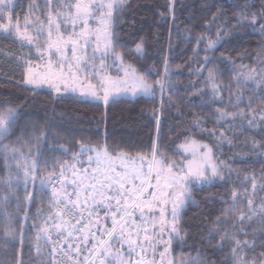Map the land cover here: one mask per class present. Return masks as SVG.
I'll return each instance as SVG.
<instances>
[{
	"label": "trees",
	"instance_id": "trees-1",
	"mask_svg": "<svg viewBox=\"0 0 264 264\" xmlns=\"http://www.w3.org/2000/svg\"><path fill=\"white\" fill-rule=\"evenodd\" d=\"M20 1L22 4H17V8L23 10L24 1ZM245 3L252 5L246 11L255 12L260 9L261 0L127 1L116 14L113 34L118 43L113 47L121 53L123 61L152 82L166 77L165 67L168 68L171 87L160 99L139 96L118 98L104 104L33 89L24 83L27 62L34 58L31 51L14 38L0 33V111L8 106L19 107L17 121L11 126L13 134L3 142L9 145V151L15 146L21 147L20 144L39 143L43 148L39 165L46 167L44 173L47 174L58 167V163L51 161L60 159L61 147L78 151L81 145L107 146V151L112 153L148 155L155 144L169 159L179 160L183 154L177 149L186 140L202 141L213 147L214 162L223 161L232 171L229 174L227 168L221 169L223 179L217 177L210 183L191 187V199L179 213L182 239L172 242V256H200L206 264H234L230 252L232 238L251 242L254 236L255 246L240 255L246 254L251 259L264 252L261 247L264 233L254 234V229L260 227V217L246 220L244 225L238 223L240 213L248 211V199H252L257 207L264 203V172L261 171L264 169V148L258 146L264 144V125L258 122L263 111L255 113V124L249 126L243 121V127H240L241 117L235 121H219L215 115L217 109L237 111L235 105L240 99L243 102L239 109L249 112L250 97L255 109L260 106V95L264 94L260 88L239 83L237 76L242 67L260 71L264 58V52L260 51L264 48V32L260 31L259 24L240 22L233 28L238 23L233 17L245 11L240 7ZM218 33L215 48L205 52L207 39L216 40ZM200 36L205 39L198 44L196 38ZM138 43L142 44L139 53L135 51ZM205 56L211 63L203 68ZM209 69L214 70L217 83L222 86L218 89L219 97L213 95L212 87L206 83ZM201 70L203 75H197ZM222 129L226 139L220 141ZM208 130H215L217 135H207ZM43 133H47L46 141L35 138ZM11 157L6 161L0 154V181L9 170ZM54 164L57 165L55 168ZM253 176L257 185L255 193L253 181L248 179ZM13 188L15 192L10 194L9 186L0 183V197L9 196L5 207L14 217L12 227L17 229L15 243L7 242L6 250V242L0 239V260L15 261L22 256L25 264H48L49 251H40V242L35 236L54 206H49L50 195L48 192L37 194L29 202L23 189ZM233 192L238 196L235 207ZM221 217L223 219L218 222ZM240 227L247 231V236L239 235ZM0 228H3L2 220ZM226 234L229 238L221 241ZM58 239L54 247L74 244L72 239L68 240L70 243L64 242L63 237Z\"/></svg>",
	"mask_w": 264,
	"mask_h": 264
},
{
	"label": "snow or ice",
	"instance_id": "snow-or-ice-1",
	"mask_svg": "<svg viewBox=\"0 0 264 264\" xmlns=\"http://www.w3.org/2000/svg\"><path fill=\"white\" fill-rule=\"evenodd\" d=\"M127 4V0H45V6L41 9L43 15L47 12L45 25L39 17L30 20L26 15L23 25L17 19L13 23V0H0V31L7 33L13 38L26 41L29 46L36 48L42 57L47 51L48 61L42 70L34 71V67H29L24 83L26 85L40 88L47 85L50 90L56 93L79 92L82 96H91L96 100H102L108 104L116 95L143 94L155 98V89L159 87L161 96L166 88L171 87L164 80H157L148 83L144 75L138 74L131 65L123 63V56L113 50V46L118 43L109 28L114 23L113 13L120 10ZM245 11L234 16L237 19L238 27L240 22H249L253 26L260 25V31L264 32V0H261L260 9L255 12L246 11L252 5L245 3L241 5ZM37 8L35 3L29 5V11ZM9 10V11H6ZM54 13V15H53ZM97 13H100L97 15ZM249 17L251 19L249 20ZM213 19L216 15L213 14ZM93 23L95 26H93ZM23 28V30H22ZM65 29L64 32L61 29ZM28 29H32L36 35H30ZM71 29V31H67ZM41 36H44L43 43H36ZM198 44L203 42L205 37H197ZM219 40L207 39L205 52L213 50ZM142 44H136L135 51L141 52ZM195 51V50H194ZM264 52V48H261ZM56 56L55 60L51 57ZM112 57V63L108 64V57ZM223 57V54H221ZM99 60V64L96 61ZM120 63L117 65L116 61ZM27 62V61H26ZM211 63L208 56L204 57L203 68ZM115 67L118 71H123L122 78H113L106 75L105 69ZM147 71H154L148 69ZM83 73V75H81ZM214 70L209 69L206 83H212L213 95H217L218 89L222 86L214 81ZM169 70L165 67V75ZM197 75H203V71H198ZM260 77V92L264 93V58L261 59V70H250L243 79L245 81L257 82ZM91 79H97V85L91 83ZM102 91V95L99 93ZM260 106L252 108V98L250 97L247 108L249 112L239 109L240 99L235 108L237 111L228 112L217 109L215 115L219 121H235L241 117L240 127L243 121H247L249 126L256 123L255 113L264 111V94L260 95ZM231 100V98H230ZM19 107L8 106L0 111V154L4 155L7 161L9 156L19 155L24 158L25 165L22 180L18 177L15 181L9 176L8 179L0 181L9 186V192L14 193L12 184H25V199L31 202L37 194H43L51 186L50 207L55 205L58 211L52 214V219L59 222L55 224L58 235H66L67 240H71L76 234L79 243L68 244L69 252H62L65 257V264L71 260V264H157V247H163L159 252V264H177L175 260H166L172 239H182L177 220L180 210L184 207L186 199H191L189 186L197 183H210L217 177L223 179L221 169L227 168L229 174L231 168L223 161H213L215 152L208 144L197 143L195 140H186L177 149L182 152L179 160L169 159L154 144L152 151L148 155H126L119 153L115 159L120 160V165L116 166L113 158L107 154V146L104 148H93L88 146L86 150L95 151L98 167L82 172L72 167L71 180L69 181L64 170L70 166L65 162L60 164L59 175L49 174L44 177L35 175L39 171L40 154L43 148L39 147L35 160L28 162L32 150L28 155L12 148L3 141L13 134L12 125L17 121ZM251 117V118H249ZM218 121V122H219ZM204 121H199L203 123ZM259 123L264 125V116L259 118ZM198 126V124H197ZM232 125L229 124V128ZM201 131H205L201 129ZM23 134V130H21ZM209 136H216L215 130L206 132ZM38 140L46 141L47 133L35 137ZM219 140L226 139V133L222 129L219 132ZM19 139V138H18ZM231 143V141H229ZM264 148V144L258 145ZM82 152L85 146L81 145ZM157 157H160L159 159ZM189 157H191L189 159ZM76 159V156H73ZM89 157V163L92 162ZM106 161L101 164V161ZM47 164V161H45ZM57 165H53L55 168ZM17 169L22 166L16 165ZM264 172V169L261 170ZM39 179V189L35 188V182ZM253 181V193L257 188L255 177H250ZM264 179V177H262ZM33 182V191L28 192L27 182ZM55 182V183H53ZM71 187V191L68 188ZM233 207L238 198L233 192ZM186 198V199H185ZM9 196L0 197V220L3 221V239L5 250L7 242L15 243L17 229L12 227L14 217L7 211ZM248 211L241 212L238 218L239 225H244L245 221H251L253 217H260V227L254 229L255 232L264 233V203L258 207L254 205L252 199L247 201ZM19 206V205H18ZM170 206V207H169ZM226 211H232L227 209ZM170 212L171 224L167 221V214ZM68 219H64V216ZM27 217H25L26 219ZM223 217L218 218L219 220ZM235 227V225H234ZM169 232V238L163 239V234ZM43 235V232L41 233ZM239 235L247 236V231L243 227L239 228ZM229 238V234L221 237V241ZM23 237L21 235V245ZM233 246L230 248L234 264H264V252L258 253L251 259L246 254L240 255L245 249L255 246V236L253 241L232 238ZM264 248V244H261ZM74 249V251H73ZM149 250H151L149 252ZM39 254V248H37ZM0 264H25L21 257L15 261L0 260ZM178 264H206L200 257L181 258Z\"/></svg>",
	"mask_w": 264,
	"mask_h": 264
},
{
	"label": "rangeland",
	"instance_id": "rangeland-1",
	"mask_svg": "<svg viewBox=\"0 0 264 264\" xmlns=\"http://www.w3.org/2000/svg\"><path fill=\"white\" fill-rule=\"evenodd\" d=\"M24 1V5H25V7H24V9L22 10V9H20V8H17V4H22L21 3V1L20 0H13V9H9V10H11V11H13V23H15L16 22V20L18 19L19 20V22H20V24L21 25H23V22H24V18H25V16L27 15L28 17H29V19L30 20H32V19H35L36 17H39L40 18V20H42L43 22H44V24L46 25L47 24V20L45 19V17L47 16V12H45L43 15L41 14V9L42 8H44V6H45V0H27V1H25V0H23ZM128 1V0H127ZM54 2H55V0H54ZM71 2H75V0H71ZM33 3H35L36 5H37V8L34 10V11H32V12H30L29 11V5L30 4H33ZM123 9V8H122ZM121 9V10H122ZM9 10H6V11H9ZM120 10V11H121ZM118 12H114L113 13V22L115 23V19H116V14H117ZM100 13H97V15H99ZM53 15H54V13H53ZM114 23L111 25V27L109 28V31L111 32V33H113V29H114ZM93 26H95V24L93 23ZM22 30H23V28H22ZM28 31H29V34L30 35H36V33L32 30V29H28ZM61 31L62 32H64L65 31V29H61ZM67 31H71V29H67ZM0 33H2V34H4V35H8L7 33H5V32H3V31H0ZM8 36H10V35H8ZM10 37H12V36H10ZM13 38V37H12ZM20 45H22V46H24L25 48H27V49H29V51H31V54L33 55V59H31L29 62H27V66H26V69H25V79H26V76H27V74H28V69H29V67H34V66H39V67H34V71H37V72H39V71H41L42 70V68H43V66L47 63V61H48V59H49V57H48V54H47V51H45L44 52V55L41 57L40 56V54L37 52V50H36V48L35 47H33V46H29L28 44H27V42L26 41H21L19 38H14ZM44 39H45V37L44 36H41L40 38H39V40L38 41H36V43H43L44 42ZM113 50L116 52V53H119V54H121L120 52H118V51H116L115 49H114V47H113ZM57 57L56 56H52L51 57V59L52 60H55ZM96 63L97 64H99V60H97L96 61ZM107 63L108 64H111L112 63V57L110 56V57H108V60H107ZM116 63H117V65H119V63H120V61L119 60H117L116 61ZM123 63L125 64V65H131V64H129V63H127V62H125V61H123ZM132 66V65H131ZM133 67V66H132ZM133 68H135V67H133ZM136 69V68H135ZM137 70V69H136ZM250 70H252L251 68L250 69H247L246 67H242V68H239V70H238V72H237V76H238V80H239V83H247L251 88H259V80H260V77H257V82H253V81H245L244 79H243V77H245L246 75H247V73L250 71ZM137 72H138V74H141L138 70H137ZM104 74H106V75H110L111 77H113V78H122L123 76H124V72L123 71H118L117 70V68H115V67H108V68H106L105 69V73ZM81 75H83V73L81 74ZM141 75H144V74H141ZM164 76H166V75H164ZM170 75L168 74L166 77H160L159 79H157V80H164V81H166L167 83H169V84H171L170 82H169V79H168V77H169ZM144 77H145V79L147 80V82L148 83H153L152 81H150L149 79H148V77H146L145 75H144ZM216 77V76H215ZM157 80H155V81H157ZM154 81V82H155ZM219 80L216 78L215 79V83L218 85V82ZM91 83L92 84H94V85H97V79H91ZM26 85V84H25ZM209 85L212 87V83H209ZM27 86H29V87H31V88H33V89H45V90H50L49 88H48V86L47 85H44V86H42V87H40V88H35L34 86H31V85H27ZM98 86V85H97ZM168 89L169 88H166L165 89V91L164 92H167L168 91ZM53 94H55V95H67V94H69V95H74V96H78V97H80V98H83V99H87V100H92V101H96V102H101V103H104L102 100H96V99H94V98H92L91 96H82L79 92H77V93H75V94H71V93H63V92H61V93H56L54 90H50ZM100 95H102V91L99 93ZM139 96H144V97H147V96H145V95H143V94H139V95H132L131 93H128V94H126V95H116L115 97H114V99H118V98H136V97H139ZM217 97H219L220 96V92H219V90H218V92H217V95H216ZM155 97H158L159 99L162 97L161 96V92H160V90H159V87H157L156 89H155ZM114 99H112V100H114ZM112 100H110V101H112ZM105 104V103H104ZM261 116H264V111L263 112H261L260 114H259V116H258V120H259V118L261 117ZM259 122V121H258ZM189 141H191V140H195L197 143H202V144H206V143H204V142H202V141H199V140H197V139H194V138H192V139H188ZM185 143V142H184ZM183 143V144H184ZM21 145V147H17V146H15L14 148L15 149H17L19 152H22V153H24L25 155H28V153H29V149H31L32 150V152H31V156L29 157V160H28V162L30 163L32 160H35L36 159V156H37V152H38V149H39V147H40V145H39V143H37V142H35V143H25V144H20ZM85 146V150L82 152V150H81V147H80V149H78V151H74V150H71V149H68V148H66V147H61L62 149H63V152H62V154L60 155V156H58V157H60V159L58 160V159H56V160H54V161H51V162H54V163H58V167L56 168V169H54L51 173L49 172V173H44L45 171H46V167H40V165H39V171L38 172H36L35 173V175H37L38 177H44V176H47V175H49V174H53V175H59L60 174V172H61V168L59 167V165L60 164H63V163H67L70 167L69 168H67V169H65L64 170V175H65V177L70 181L71 180V175H72V167L71 166H75V168L77 169V171H79V172H82L84 169H87V170H89V172L91 171V169H94V168H96V167H98L99 165L97 164V162H96V155H97V153L95 152V151H88V150H86V146L87 145H84ZM105 146H97V147H93V148H104ZM117 153H124V152H117ZM107 154L110 156V157H112L113 158V162H114V164L116 165V166H119L120 165V160L119 159H115L117 156H118V154H116V153H112V152H108L107 151ZM124 154H126V155H129V154H127V153H124ZM76 156V159H73V156ZM134 156V155H133ZM55 157H57L56 156V153H55ZM89 157H92L93 159H92V162L91 163H89ZM158 159L160 158V157H157ZM191 157H189V159H190ZM181 159V158H180ZM213 161H215L214 159H213ZM106 161H101V164H103V163H105ZM25 160H24V158L23 157H21V156H19V155H16V156H12L11 157V161H10V163H9V170H7V174H6V176H5V178L3 179V180H6V179H8L9 178V176L11 177V179L13 180V181H15L18 177L22 180V178H23V171H24V165H25ZM17 164H20L22 167L20 168V169H17V167H16V165ZM53 183H55V182H53ZM5 185V184H4ZM27 185H28V192H32L33 191V182L31 181V180H29L28 182H27ZM196 185H200V183H197ZM12 187H16V188H21V189H23L24 190V188H25V184L23 183V182H21L19 185H17V184H15V183H13L12 184ZM191 187L192 186H189V191L191 190ZM35 188L36 189H39V179H37L36 180V182H35ZM72 189H71V187H69L68 188V191L70 192ZM25 191V190H24ZM48 194L50 195L51 194V186H49V189H48ZM26 193V192H25ZM26 195H27V193H26ZM186 199V198H185ZM189 199H186V203H187V201H188ZM28 201V200H27ZM186 203H185V205H186ZM184 205V206H185ZM55 205L54 206H52V208H51V212L49 213V215L47 216V218L44 220V222H43V224H42V226H40V230H39V232H38V234L35 236V238H36V240L38 241V242H40L39 243V246H40V248H41V250L40 251H42L43 252V250L42 249H44V250H48L49 252V254H48V256H49V259H46V262L48 263V264H57V263H59L55 258L56 257H54L55 256V254H54V252H53V248H55L54 246L56 245V241H58L59 242V239H58V235H56L57 234V231L55 230V224L56 223H58L59 221L58 220H56V219H52L51 217H52V214L53 213H55L56 212V209H55ZM170 207V206H169ZM184 208V207H183ZM182 210V209H181ZM180 210V211H181ZM180 213V212H179ZM64 218V217H63ZM65 219V218H64ZM171 220H172V218H171V215H170V212L167 214V221H168V223H169V225L171 224ZM178 220H179V216H178ZM178 220H177V225H178ZM178 228H179V230H180V227H179V225H178ZM43 232V235L41 234ZM53 234H55V235H53ZM66 233H65V235H63V236H59V237H63V241L65 242V241H67V242H69L67 239H66ZM52 236H54V237H52ZM169 238V232H165L164 234H163V239L164 240H167ZM58 239V240H57ZM175 239H172V242L174 241ZM72 241V240H71ZM47 242V243H46ZM172 242H171V245H172ZM70 243V242H69ZM45 244H47L46 245V247H45ZM51 245V249L49 248V246ZM65 248H67V250H68V252H69V249H68V247L65 245ZM164 249H163V247H160V246H158L157 247V256H156V260H157V264H159V261H160V257H159V255H158V253L159 252H161V251H163ZM73 251H74V249H73ZM151 250H149V252H150ZM50 257H51V259H50ZM181 258H187V257H184V256H178V255H174V256H172V253H171V246H170V248H169V252L167 253V255H166V257H165V259L166 260H175L176 262H177V264H178V262L181 260ZM40 261H42V262H44L45 263V260H42V259H40ZM69 262H70V264H71V260H68V264H69Z\"/></svg>",
	"mask_w": 264,
	"mask_h": 264
},
{
	"label": "built area",
	"instance_id": "built-area-1",
	"mask_svg": "<svg viewBox=\"0 0 264 264\" xmlns=\"http://www.w3.org/2000/svg\"><path fill=\"white\" fill-rule=\"evenodd\" d=\"M55 209H56V211H58V209L56 207H55ZM64 218L68 219V217L66 215L64 216ZM58 238H59V235H58ZM72 242L74 244L79 242V240L76 239V234L73 235ZM62 252H68L67 248L58 247V246L54 248V254H55L56 260L60 264H65V257L61 255ZM67 264H68V261H67Z\"/></svg>",
	"mask_w": 264,
	"mask_h": 264
},
{
	"label": "crops",
	"instance_id": "crops-1",
	"mask_svg": "<svg viewBox=\"0 0 264 264\" xmlns=\"http://www.w3.org/2000/svg\"><path fill=\"white\" fill-rule=\"evenodd\" d=\"M116 154H119V153H116Z\"/></svg>",
	"mask_w": 264,
	"mask_h": 264
}]
</instances>
